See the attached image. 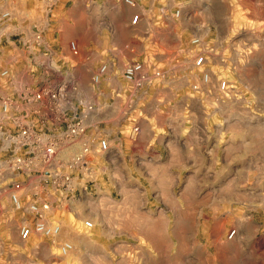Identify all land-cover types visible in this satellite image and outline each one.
I'll return each mask as SVG.
<instances>
[{
	"label": "built area",
	"instance_id": "2783aa9c",
	"mask_svg": "<svg viewBox=\"0 0 264 264\" xmlns=\"http://www.w3.org/2000/svg\"><path fill=\"white\" fill-rule=\"evenodd\" d=\"M124 3L138 5L136 0ZM161 13L181 17L180 10L167 7ZM140 18H131L132 30ZM11 21L12 11L1 8L0 231L5 236L18 233L23 242L34 237L54 241L66 213L90 197L101 179L119 182L124 141H139L142 120L153 115L167 119L160 136L169 148L173 112L188 109L179 105L174 87L188 75L183 70L185 51L123 59L107 29H102L101 45L82 48L72 42L63 50L61 27L51 36L47 28L10 34ZM190 45L199 48L194 68L209 83L203 69L208 50L199 37ZM218 87L226 92L228 82L219 80ZM93 226L92 220L84 222L88 230ZM236 234L233 230L229 238ZM257 242L264 243V229ZM59 248L63 256L73 250L69 242Z\"/></svg>",
	"mask_w": 264,
	"mask_h": 264
},
{
	"label": "rangeland",
	"instance_id": "374dc122",
	"mask_svg": "<svg viewBox=\"0 0 264 264\" xmlns=\"http://www.w3.org/2000/svg\"><path fill=\"white\" fill-rule=\"evenodd\" d=\"M136 2L133 8L124 0H0V9L12 11L8 33L47 28L50 36L78 12L84 24V31L77 34L78 43H87L107 29L123 59L139 56L141 41L150 56L160 58L183 48V70L188 75L174 87L180 93L179 105L188 108L183 115L195 122L190 134L221 136L223 140L220 172L199 177L205 184L201 195L213 199L217 186L225 209L221 216L209 218L203 208L192 207L189 218L169 223L174 237L169 244L158 241L164 252L159 263L264 264V243L257 242L264 225L260 228L255 223L264 224V0ZM164 7L181 11L179 19L169 21L178 26L174 34L164 30L162 13L156 18L151 13ZM139 13L154 17L150 21L154 28L144 40L130 27V19ZM194 37L201 38L208 50L203 69L210 75L209 83L194 68L201 53L190 45ZM219 80L228 82L226 92L219 90ZM233 230L237 234L230 240Z\"/></svg>",
	"mask_w": 264,
	"mask_h": 264
},
{
	"label": "crops",
	"instance_id": "0c3cea01",
	"mask_svg": "<svg viewBox=\"0 0 264 264\" xmlns=\"http://www.w3.org/2000/svg\"><path fill=\"white\" fill-rule=\"evenodd\" d=\"M151 13L155 18L161 14L156 10ZM139 14L141 18L133 30L144 40L154 28L150 23L154 17ZM70 17L62 23L58 37L63 50L72 42L82 48L102 44V30L96 38L79 44L77 34L84 31V24L78 12ZM162 19L166 32L174 34L178 30L169 22L172 18ZM137 48L139 56L130 59L150 53L143 41ZM175 92L180 96L176 88ZM166 120L162 115H153L141 121L143 133L139 141H124L119 182L101 179L90 197L76 202L73 211L66 213L63 230L54 241L34 237L23 242L18 233L5 236L1 230L0 264H160L159 257L164 252H160L158 241L169 244L174 237L169 223L189 218L192 207L203 208L209 218L221 216L225 209L221 190L215 186L214 198L208 200L201 195L205 184L199 177L220 172L222 137L190 134L195 125L177 109L170 123L174 134L166 148L160 136ZM86 220L94 222L92 229L84 227ZM255 223L260 228L264 225L263 221ZM64 242L73 246L65 256L59 248Z\"/></svg>",
	"mask_w": 264,
	"mask_h": 264
}]
</instances>
